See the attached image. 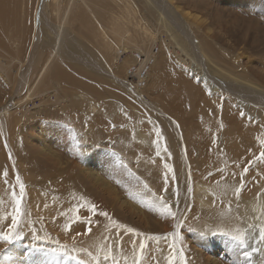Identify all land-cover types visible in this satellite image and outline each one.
I'll return each instance as SVG.
<instances>
[{"label":"bare ground","instance_id":"obj_1","mask_svg":"<svg viewBox=\"0 0 264 264\" xmlns=\"http://www.w3.org/2000/svg\"><path fill=\"white\" fill-rule=\"evenodd\" d=\"M171 1L168 0V2ZM136 2L142 4L143 8H138L141 12L140 16L142 15L151 27L165 28L161 24L163 21H160L159 24L158 19L152 23L150 18L153 17L149 13L144 14V9L153 10L151 3L148 4L146 0H54L51 2L52 4L47 10L48 16L52 21L60 16L61 22L66 26H59L60 31H57L55 37H48L43 45L37 46L36 61L28 70L31 76L26 80L22 79L25 82L23 85H18L15 68H21L27 59L29 47L34 38V30H36V17L33 12L29 11L31 8L27 3L30 2L0 0V89L3 91L0 92V102L5 107L10 103L5 99L9 97L12 100L11 106L8 110L5 109L2 117L3 126L0 125V148L2 150L0 153V233L12 234L10 232L12 222L9 219H4V216L5 211L10 210L8 206H15L13 194L15 193V196L20 198V184H22L24 195L20 198L21 205L36 212H40L39 209L44 207H52L46 214L54 215L59 222V232L67 227H74L83 233L82 242L85 243L88 237L87 223L91 220V216H94L98 220V224L93 227V230L97 239L101 241L100 244H97L100 249L98 251L108 256L112 252L124 251L127 255L121 254L120 258L126 264H136L137 259L134 253L140 240L143 239L147 242L151 241L148 237L156 236L135 235L139 232L132 225H126L124 221L115 216L114 206L117 200L136 197V195H139V198L141 195L136 193V190L121 194L117 188L108 185L110 182L104 183L100 175L97 174L98 171L94 172V167L88 158L83 161L84 163L80 161L81 168H79V153L76 154V162L73 159L66 162L61 154L53 150V148L60 150L62 144L66 142L71 144L81 137L82 148L88 145L89 139L92 143L98 139L109 143L108 146L112 150H116L118 155L116 158L119 160L118 165L121 170V162L126 160L127 169L133 170L140 177L137 185L138 190H142V193L147 196L156 194L155 192L158 190H162L161 193H166L175 189L177 192L178 189H184L186 185L180 183L176 185V183L186 177L184 176L185 172H180L181 177H178L177 180L173 178V172L176 171L175 165L178 167V171H181L185 166L186 169H189L190 178L191 175L193 176L189 182L190 193H188L194 199L193 203L190 201L193 207L192 215L199 223H207L213 217L223 224L221 227L217 226L219 230L230 235H239L242 225L244 228L253 225L251 229H248L250 232L248 236L251 237L252 233L257 232L252 239L259 237V229L264 226V156L260 157L259 155L264 147V111L253 125L254 129H250L251 133L249 134L242 135V131H237V128L241 127L240 124H245L244 121L238 125L237 123L230 125L231 136L226 131L225 136H230L232 140L223 142V150H215L211 143L212 140H206L207 146H195L189 140L192 131L185 124L189 116H196L203 112L219 114L221 124L225 127L227 119H230L236 110L230 103L228 94H220L215 91L216 95L214 96L212 95L215 94L214 92L210 93L213 87L212 85L211 88L208 87L203 79H199L200 71L193 70L194 74H185L190 70V64L188 66L186 63L190 53L184 48L182 53L185 56L180 55V49L177 46H181L183 43L175 42L171 34L169 35L170 40L166 36L168 34L166 31H162L164 37L160 32L158 34L154 32L155 36L151 37L149 34L151 29L147 28L148 34L145 35L142 28L145 29L146 26L141 22L142 18L138 19V9L134 4ZM174 6L182 17L187 16L197 28L202 27V24L196 22L195 18H198L196 15L190 14L185 8V10L181 9L177 2L174 3ZM155 24L157 25L155 26ZM70 30L72 36L74 34L77 39L88 42L84 44L89 47L87 49L90 51L81 48V45L74 42L73 39L71 44L67 43L69 51L65 50L58 54L59 48L63 46L61 42L65 40V36L61 37L62 33H69ZM168 31L171 32L169 29ZM105 32L110 36H107ZM208 32L204 34L209 36ZM207 36L206 38H208ZM206 38L199 40V43L203 48L201 51L210 54L212 48L208 46L210 45L208 43L211 41L208 39L207 43ZM211 40L213 39L211 38ZM76 44L79 45V52ZM73 48L76 49L73 50ZM116 49L117 54L115 53ZM33 55L35 56L34 53ZM94 56L98 59L100 57L106 59L99 60L106 68L105 72L101 71L99 74L113 73L117 76L114 78L119 84L134 76L137 82L132 84L133 91L138 95L151 98L159 93L163 98L168 97L173 101L171 108L174 111L181 107L185 110L196 109V111L186 114L178 112L173 116L177 120L176 124L170 126L164 122V126L163 122L156 120L157 118L153 114H146L139 110L132 111L123 99L122 106L114 107L111 104L107 106L98 84L84 81L92 75L90 72H97V70L92 71L91 65H87L92 62ZM77 62H81V64L78 65ZM212 62L208 61L207 63L213 66ZM82 64L88 67H83ZM118 65H132L136 71L126 74L125 70ZM187 68L188 70H186ZM184 70L186 71L184 72ZM23 71L25 72V70ZM212 72L214 75V71ZM25 74L27 73L25 72ZM77 77H82V79L78 80ZM167 82H178V84L167 85L170 94L164 96L158 85ZM204 83L210 91L206 89ZM13 89H18L19 94H12ZM123 98L134 103L127 96ZM96 112L98 114L95 116ZM17 114L24 120H15ZM48 121L58 123L60 129L63 130L62 136L51 138L45 129V122ZM201 121V125L211 124L212 117L202 118ZM27 123L34 124L32 130L28 129ZM160 123L162 126H159ZM161 127L162 132H160ZM174 132L178 137V149L172 159L166 158L168 161L163 158L164 150L161 149L162 133L169 137L170 144L173 146ZM157 133L160 135L158 136ZM238 134L241 136L237 137ZM98 135H101L102 138L101 136L98 138ZM31 139H34L35 142L31 143L29 141ZM34 146L39 148L33 154ZM71 146L73 145L71 144ZM158 151L159 155H157ZM196 152L200 156L194 160ZM183 156L187 161V166L182 163ZM36 158H38L37 161ZM209 160H211V168L205 171V164ZM27 161L36 162V164L31 165ZM165 163L169 165V168L173 166V171L166 169ZM214 166L219 167V170L213 168ZM245 166L248 168L247 172L242 171ZM233 167L237 171H232ZM254 169L260 170L262 174L257 176L250 174ZM165 178L168 180L167 188H165ZM243 178H246V183L239 202L237 201L236 204L226 209L229 200L233 197L232 189L237 185L236 190L240 191L241 182L238 183V181ZM111 180L113 179L111 178ZM84 183L87 186L86 190L83 188ZM250 189L257 192L259 197H249ZM177 192L172 195V198L174 195L178 196ZM260 193L263 194L260 195ZM140 199L145 200L143 196ZM93 206L107 212L108 217L99 216L98 213L93 214ZM64 208H66V212L65 210L61 211ZM53 209H55L54 212H52ZM244 217L248 222L243 221L242 223ZM142 219L147 220V216L142 215ZM113 220L123 225V228H131L134 231L122 235L121 228L117 229L113 226ZM27 223L29 224V222ZM43 224L52 225L53 222L49 220L44 221ZM25 226V223H22L19 228L22 229ZM104 227L106 235L97 236L96 233H102ZM112 228L114 229L110 234ZM212 230L217 229L212 228ZM157 241L158 243L162 242L161 239ZM19 242L22 241L19 240ZM79 244L84 248V251H89L87 245ZM17 245L16 241L12 245L0 242V251L4 252L0 254V264H45L47 257H54L52 253L43 248L34 247L27 252L31 254L27 258V255ZM257 245H259V250H264V243ZM112 247L115 250H112ZM59 248L61 249V247ZM148 252L142 258L144 262L141 264H169V259L172 260V264L174 262L172 252L168 247L166 248L165 244H162L159 249L149 246ZM41 253L43 254L41 255ZM210 254V259L203 261L199 254L183 253V259L185 264H218L221 257L214 252ZM85 258L89 263L92 261L88 256ZM58 262L54 259V264Z\"/></svg>","mask_w":264,"mask_h":264},{"label":"rangeland","instance_id":"obj_2","mask_svg":"<svg viewBox=\"0 0 264 264\" xmlns=\"http://www.w3.org/2000/svg\"><path fill=\"white\" fill-rule=\"evenodd\" d=\"M21 1L30 2L27 3V5H29V8H31L29 9V11L33 12L36 17V30H34V38L32 39L31 45L29 47L27 59L25 60L21 68H15V73H17L18 76V85H23L25 83L23 80H26L29 78V76H31L28 70H30L29 68H31L33 63L36 61L37 46L43 45L44 41H46L48 37H55V35H57V31H60L59 26H66L61 22L60 16L55 21H52V19L47 14V10L51 6V2H53L54 0ZM174 1L177 2L181 9H186L190 14L196 15L198 18H195V20L197 23L202 24V27L197 28L192 24L194 22H192L187 16L182 17L181 14L176 11ZM199 1L200 3H198ZM146 2L148 4L151 3L153 10L148 11L147 9H144V14L149 13L151 17H153L150 18L152 23H155L158 19V23L160 21H163L161 24L166 29H159L158 27L156 28L154 26H152V28L150 26V23L145 21L142 15V17L140 16L141 12L138 8H143L142 4L136 2L134 4L138 9V19L142 18L141 22L146 26L145 29L142 28L145 35L148 34V32H146L147 28L151 29L149 33L151 37L155 36L154 34L156 32V34H158L159 32L162 34V31H166L168 33L166 36L169 39V35L171 34L175 42L179 44L183 43V45L177 46V48L180 49V55H183L182 57L185 56V54L182 53L184 48L190 53L186 61L188 66L190 64V70L189 72L186 71L188 70V68L184 70V72L186 71L185 74L192 75L193 70L200 71L199 79H203L208 87L211 88V85L213 87L211 88L210 93H215V91H218L220 94H228L229 99L231 100L230 103L236 110L231 118L227 119L225 127H223L221 124V117L218 116L219 114L215 115L212 112H203V114L189 116L188 120L185 123L186 126L189 127L192 131L189 140L197 147L207 146L208 142L206 140H212L211 143L212 145H214L215 150H223V142H231L232 140L230 139V132L232 133L230 125L236 123L238 125L242 121H244L245 124H240L241 127H238L237 131H242V135L251 133L250 129H254L253 125L256 123V121L259 119V116L263 114L264 111V0H172L171 2H168V0H146ZM156 25L157 24H155V26ZM168 29L171 32H169ZM218 31L220 32L217 33ZM206 32L210 33V35L208 33L207 34L209 36L205 35L204 33ZM106 35L110 36L108 35V33H106ZM206 36L208 38H206ZM61 37H64L65 40L61 42L63 46L59 48L58 54L64 52L65 50L69 51L68 45L71 44V41L73 39L74 42L81 45V48H85L87 51H90L87 49L89 47L84 44L88 42L86 40L77 39L74 34L72 36L71 30L69 33L64 34L63 32ZM204 37L207 39V43L208 39L212 42L208 43L210 44L208 46L212 48L210 54L201 51L203 50V48L200 45L199 40H205ZM211 38L213 40H211ZM77 44L76 48L79 52V45ZM172 45L175 48L173 42ZM76 48H73V50ZM116 52H118L117 49L115 50V53ZM33 53L35 54V56L33 55ZM79 55L81 56V54ZM93 59L91 60L92 62L90 64L87 63V65H91L92 71L97 70V72H90L92 73V75L84 81L93 82L96 85L98 84L97 86L102 92V96L106 101L107 106L110 104L114 107H118V105L122 106L123 99L132 111L139 110V112L153 114L157 118L156 120L163 122L164 126V122L168 123L170 126L175 125L177 120L173 116L178 114V112L186 114L196 111V109L185 110L182 107L177 111H174L171 108L173 101L168 97L163 98L159 93L157 96L151 98H146L138 95L133 91L132 86L133 83L137 82L136 77L133 76L127 78V80L121 82V85L115 80L114 77H117L115 74H99V72L101 71H106V68L102 65L103 63L101 62V64L99 62V60L105 59V57H100L98 59V57L94 56ZM208 61H213L211 64L213 66L208 65ZM81 62H77L79 63L78 65H80ZM213 63L216 65H214ZM83 64L81 66L85 67L86 65L84 66ZM118 66L124 69L126 74H131L132 72L136 71L132 65ZM23 70H25L27 74H25ZM211 71H214V75L216 74V77L213 75V72L211 73ZM217 74L221 76L219 77ZM76 79L81 80L82 77H77ZM108 83H110V85H108ZM172 83L178 84V82H167L158 85L161 88L164 96H168V94H170V91L166 86ZM208 87L206 88L207 90H209ZM0 92L3 91L0 89ZM12 94H19V90L13 89ZM212 95L215 96L216 93ZM124 96L129 97L135 104L131 103L127 98H123ZM6 100L7 102L10 101V103H8V106L4 107L0 102L1 126H3L2 117L4 116L5 109L8 110L12 102L9 97L6 98L5 101ZM81 111L83 112L84 110ZM241 112H243V116H241ZM97 114V112L94 113L95 116ZM208 116L212 117V123L201 125V119ZM15 120L23 121L24 118L17 114ZM45 124V129L52 139L54 137L62 136L63 130L60 129L56 121H48L45 122ZM237 125L235 126V129ZM27 126L29 130H32V126H34V124L31 125L27 123ZM159 126H162V123H160ZM225 131L230 136H225ZM160 132H162V127ZM100 136L101 135H98V138H100ZM173 136L174 145L171 146L169 137L162 133L161 149L164 150L163 158L165 159H172L173 154H175L178 149V137L176 132H174ZM239 136L241 135L238 134L237 137ZM80 138L81 137L74 140L75 143L71 142L73 146H71L69 142H66L65 144H62L60 150L58 148H53V150L61 154L63 160L66 162L70 159H73L76 162V154L79 153V168H81V163H84L83 161H86V159L88 158L92 163V167H94V172L97 173L98 171L97 174L100 175V177L102 178L101 180L104 183L110 182L108 185H112L114 188H117L118 192H121V194L123 192L127 194V191L133 192V190H136V193L140 194L145 199H140L141 196L138 198L139 195H136V197L122 198L120 200H117L114 206L115 216L118 219L124 221L126 225H132L134 229L144 237L153 235L159 237L162 240L161 243H158L157 240H151L147 242L144 241L146 246L143 250L139 249V245L138 248H135L134 255L136 259H139L140 264L144 262L142 258L149 253V246H152L154 249H159L162 247V244H165L166 248L168 247L172 252V256L174 257L173 264H180L181 256L179 255L181 253L192 252L201 255V259L203 261L205 259H210V253H217L221 257V260H219L220 262H218V264H225L229 262H231L232 264H261L264 262L263 249L253 253L250 259H246L243 257L244 251L250 252L252 247H256L259 249V245H257L258 243L255 242L259 237L255 238L254 240L252 238L247 239V246L245 248H241L238 244L230 239V237L234 235H230L228 233H225L224 231L219 230L217 226L221 227L223 225L221 222L216 221L213 217H211L209 222L199 223L196 217L192 215L193 207L191 206L190 201L193 203L194 199L191 198V194L189 195V182H191L193 176L191 175L190 178L188 168L186 169L184 166L185 169L182 167L181 171H178V167L176 165L174 166L177 172H173V178H175L176 180L178 179V177H181L180 172H185L184 176L186 177L181 178L180 182L176 183V185L179 183L181 185H186L184 189H178V192L175 189L166 193H161L162 190H158L155 192L156 194L153 195L150 193L151 195H148V197L145 193H142V190H138L137 185L140 177H138L137 173H135L133 170L127 169V167L125 166L126 160H122L121 170L120 165H118L119 160L116 158L118 157V155L116 154V150H112V148L108 146L109 143L101 139H98V141L96 140L92 143L89 137V140L87 142L88 147L86 146L82 148L83 142L82 138ZM29 141L31 143L35 142L34 139H31ZM74 146L77 150L74 148ZM37 148L39 147H33V154L35 153ZM113 148L115 149L114 146ZM263 148L259 154L260 157L262 156L261 154L264 153ZM1 151L2 150L0 148V153H2ZM195 154L196 155L194 160H197L196 158H199L200 155L198 152H196ZM37 159L38 158H36L35 160L37 161ZM210 162L211 160H209V162L205 164V171H208L211 168ZM27 163L31 165H33L34 163L36 164V162L32 163L29 161H27ZM182 163L183 165L187 166V161L185 160L184 156L182 157ZM174 167L170 166V169L173 171ZM213 168L219 170V167L217 166H214ZM245 168L247 167L245 166ZM245 168H243L242 171H244ZM231 170L237 171L235 167H233ZM113 171L117 172L118 174L114 173ZM250 174H256L255 176H257L261 175L262 172L258 169H254ZM111 178L113 180H111ZM239 182H241L240 191H238V189L236 190L237 185L232 189L233 197L229 200L228 207L226 209H229L232 205L236 204L237 201L239 202L242 195L241 192H244L246 178H243V180L238 181V183ZM83 188L85 190L87 189L85 183L83 184ZM176 192L178 193V196L174 195V198H172V195L176 194ZM246 192H248V190H246ZM249 193V197H259L256 194L257 192L253 191V189H250ZM262 194L263 193H260V195ZM260 203H262V200H260ZM161 204H166V208H161ZM8 207L10 208V210L8 209L5 211L4 219H9V221L12 222V214H14L15 206ZM20 208L21 213L18 219L16 231L22 234V242L18 243V241H16V243L18 244L17 246L20 247L21 251L25 255H27V258L31 256V254L27 252H29L34 247H41V249L43 248L44 250L54 255V257H47L45 264H54V259L56 261H59L57 264H76V260L82 261L83 259L84 264H126L120 258L121 254L127 255V253L124 251L112 252L110 256L98 251L100 249L97 244H100L101 241L97 239L93 230V227L98 224V220L94 216H91V220L87 223L88 237L86 239V242L84 243L82 242L83 233L79 230H76L74 227H67L61 232L58 231L60 228L59 222L55 219L54 215L46 214V212L49 211L52 207L41 208L39 209L41 210L40 212H36L35 210L22 205H20ZM54 210L55 209H53L52 212H54ZM64 210L66 212V208L62 209L61 211ZM237 212L239 213V211ZM169 213H172V215H169ZM142 215L147 216V220H143ZM40 218H42L41 221ZM49 220L53 222L52 225L43 224L44 221ZM243 221H247V219L244 217L242 223ZM27 222H29V224ZM22 223H25L26 226L24 228L22 227L21 229L19 227H21ZM252 227L253 225L249 226V228H244V226L242 225L241 231L238 234L244 233L246 237H249L248 234H250V232L248 229H251ZM212 228H215L217 230L214 231L212 230ZM113 229L114 228L110 230V234L113 232ZM126 229L127 228H121L122 235L128 234V232H126ZM213 232L218 233V235L213 236ZM220 233H223L224 235H219ZM256 233L257 232L252 233L251 237L256 236L254 235ZM101 234L106 235L105 227L103 228L102 233H96L97 236H100ZM34 235L37 237L35 240L33 239ZM103 235H101L100 237H102ZM79 243L87 245L89 251H84V248ZM59 247H61V249ZM111 249L115 250L113 249V247ZM65 252H67L68 255H65ZM42 254L43 253H41V255ZM79 254L82 256V258ZM69 256H75L76 260L70 259ZM85 256H88L90 259H92V261L90 263L86 261ZM110 261L112 262L110 263Z\"/></svg>","mask_w":264,"mask_h":264},{"label":"snow or ice","instance_id":"obj_3","mask_svg":"<svg viewBox=\"0 0 264 264\" xmlns=\"http://www.w3.org/2000/svg\"><path fill=\"white\" fill-rule=\"evenodd\" d=\"M243 112H241V116H243ZM157 135L159 136L160 134L157 133ZM78 143V142H77ZM157 155H159V151L157 152ZM262 156H264V153L261 154ZM164 167L166 169H169V171H171V169L169 168V165L167 163H165ZM248 171V168H245L244 169V172H247ZM17 182L19 183V178L17 177ZM167 185H168V180L167 178H165V188H167ZM239 191V190H238ZM24 195V186L22 184H20V192H19V197L22 198ZM13 197H14V203H15V210H14V214L12 215V228H11V232L12 234L9 235L7 233H0V242H5L7 243L8 245H12L15 241H19L22 239V234L18 231H16V228H17V224H18V219H19V216H20V213H21V208H20V205H21V199L20 198H17L15 196V193L13 194ZM161 208H166V204H161ZM99 216H102V217H108V213L103 211V210H99L97 209L95 206H93V214H97ZM169 215H172V213H169ZM112 224L115 228L119 229V228H123L124 226L117 223L116 221H112ZM134 230L131 229V228H127L126 229V232H133ZM135 235L139 236L140 234L139 233H135ZM178 235V234H177ZM213 236L215 235H218V233H215L213 232L212 233ZM219 235H224L223 233H220ZM37 237L34 235L33 236V239L35 240ZM252 237H246V235L244 233H241L239 235H234V236H231L230 239L232 241H234L236 244H238L241 248H245L247 246V239H251ZM149 240H152V239H156V240H159L160 238L159 237H148ZM133 243H135V241H133ZM256 243H264V226H261L260 229H259V238L258 240L256 241ZM145 242L143 239L140 240L139 242V249L140 250H143L145 248ZM259 249L256 248V247H252L251 251H244L243 252V257L246 258V259H250L252 254L257 252ZM4 252L3 251H0V254H3ZM65 255H68L67 252L64 253ZM181 255V259H180V264H185V261L183 259V253L180 254ZM70 259H73V260H76V257L75 256H69ZM76 264H84L83 261H80V260H76ZM136 264H140V261L139 259H137L136 261ZM169 264H172V260L169 259Z\"/></svg>","mask_w":264,"mask_h":264}]
</instances>
